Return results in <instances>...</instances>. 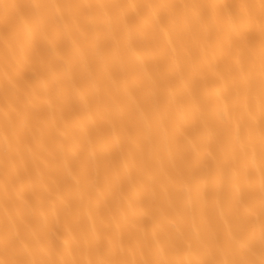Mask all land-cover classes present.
Here are the masks:
<instances>
[{"label":"bare ground","instance_id":"6f19581e","mask_svg":"<svg viewBox=\"0 0 264 264\" xmlns=\"http://www.w3.org/2000/svg\"><path fill=\"white\" fill-rule=\"evenodd\" d=\"M0 264H264V0H0Z\"/></svg>","mask_w":264,"mask_h":264}]
</instances>
